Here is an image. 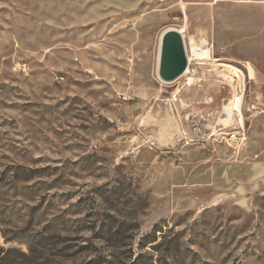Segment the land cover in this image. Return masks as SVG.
<instances>
[{
    "label": "rangeland",
    "instance_id": "obj_1",
    "mask_svg": "<svg viewBox=\"0 0 264 264\" xmlns=\"http://www.w3.org/2000/svg\"><path fill=\"white\" fill-rule=\"evenodd\" d=\"M182 28L209 54L161 82L159 37ZM0 248L264 264V0H0Z\"/></svg>",
    "mask_w": 264,
    "mask_h": 264
},
{
    "label": "bare ground",
    "instance_id": "obj_2",
    "mask_svg": "<svg viewBox=\"0 0 264 264\" xmlns=\"http://www.w3.org/2000/svg\"><path fill=\"white\" fill-rule=\"evenodd\" d=\"M183 33V28L180 30L166 29L161 33L159 37L156 73L161 82L162 76L165 75L167 68L173 66L174 64L177 65L178 68L180 67L179 63L181 62V57L185 56L186 65L179 77H183L190 73L189 64L191 63L192 58L199 59L201 57H206L209 54L208 49H202L201 47L196 46L192 41L190 42L189 49L187 47L185 48V43L182 35ZM221 66L231 68L235 71V73L239 72L231 66ZM241 101L242 95L236 97L234 100V110L238 113L239 116H241Z\"/></svg>",
    "mask_w": 264,
    "mask_h": 264
},
{
    "label": "built area",
    "instance_id": "obj_3",
    "mask_svg": "<svg viewBox=\"0 0 264 264\" xmlns=\"http://www.w3.org/2000/svg\"><path fill=\"white\" fill-rule=\"evenodd\" d=\"M226 117H229V123H231L233 120V114L232 116L231 114L229 116L226 114ZM226 140L227 142L234 144L237 147V149L242 148L245 145L246 140H247L244 125L238 122L235 123L233 130H231L227 134Z\"/></svg>",
    "mask_w": 264,
    "mask_h": 264
},
{
    "label": "water",
    "instance_id": "obj_4",
    "mask_svg": "<svg viewBox=\"0 0 264 264\" xmlns=\"http://www.w3.org/2000/svg\"><path fill=\"white\" fill-rule=\"evenodd\" d=\"M179 64H180L179 68L175 64L173 66L167 68V71H166L165 75L162 76L161 80L163 82H167L168 83V82H172L175 79L179 78V76L183 72V68L186 65L185 56L181 57V62Z\"/></svg>",
    "mask_w": 264,
    "mask_h": 264
},
{
    "label": "trees",
    "instance_id": "obj_5",
    "mask_svg": "<svg viewBox=\"0 0 264 264\" xmlns=\"http://www.w3.org/2000/svg\"><path fill=\"white\" fill-rule=\"evenodd\" d=\"M6 241L8 240L7 238L5 239ZM10 251V250H7L5 253H4V250L2 248H0V261H6V253ZM1 264V263H0Z\"/></svg>",
    "mask_w": 264,
    "mask_h": 264
}]
</instances>
